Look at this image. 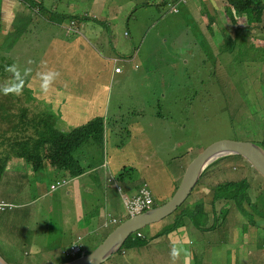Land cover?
I'll return each mask as SVG.
<instances>
[{
    "label": "rangeland",
    "instance_id": "374dc122",
    "mask_svg": "<svg viewBox=\"0 0 264 264\" xmlns=\"http://www.w3.org/2000/svg\"><path fill=\"white\" fill-rule=\"evenodd\" d=\"M44 1L47 10L37 13L36 8L32 9L25 3L29 6L28 9L21 0H0L1 15L5 2L17 3L25 10L19 11L21 6L17 8L19 12L16 13L18 20L15 30L5 39L3 34L6 28L0 21V64L4 66L0 67V107L6 106L14 113L27 104L25 99L32 92L29 91L30 85H26L27 76L43 72V76L54 80L56 74L47 66L50 58L45 52V46L54 36L67 38L71 28L66 27L65 23L70 24L72 20H61L59 13H81L90 16V19L80 23L81 33L75 36L70 34V39L76 40L80 35H85L95 47L84 54L74 53V60L82 61L65 74L62 86L77 93L94 96L101 101L105 94L102 85H107V117L112 122V131L107 132L103 144L96 143L90 147L87 140L79 149L74 150V155L81 159L83 165L92 166L89 169V191H83L85 217L80 219L77 216L78 208H68L72 214L69 224L84 227L92 223L98 228L102 220L97 212L92 211L98 210L100 205L107 201L106 194H111L115 201L119 199L116 190L109 186L107 180L102 177L103 179L98 181L94 174L103 176L106 171L107 168L101 166L96 168L105 162L106 153L109 159L112 153L117 152V148L129 140L131 142V126L137 121H140L142 130L138 133L137 129L138 134L132 140L131 146L136 148L137 154L148 155L150 159L155 160L160 165L157 170L165 177H175L176 185H179L186 165L202 149L218 140H251L264 147V49H257L254 46L255 40H251L249 35L245 38L249 48L240 46L243 51H238V37L233 36L225 27L228 15L232 24L241 23L256 34L253 28H259L264 22V0H255L254 4L246 1L242 12H238L233 5H228L226 0H177L175 3L178 11H174L173 3H170L174 0ZM29 12L31 22L20 19ZM91 16L100 21L91 19ZM210 17L213 19L212 26L208 28ZM47 18L49 21L45 20ZM78 24L79 22H76L73 29ZM87 24L92 26L90 32L84 28ZM14 43H19V46L6 50ZM114 59H117V62ZM52 61L60 63V55L53 56ZM116 67L120 68V72L116 71ZM7 76L9 81L16 80L15 90L10 92L5 91L9 88L2 86L3 83L7 84ZM55 96L50 93L44 96L48 100H43L42 104L35 105V101H32L28 105L34 106L40 112L39 119H42V116L46 118L47 114L43 109L49 106L52 108L51 103L54 102ZM97 103L99 102L95 101L92 105L89 101L72 100L68 111L54 104L57 114L63 116V134L68 133L70 126L86 123V116L93 118V115L98 113ZM77 109L81 110L84 117L80 122L72 123L70 116ZM114 113L118 116L115 117ZM10 118L11 116L7 119L0 116V133L3 135L8 133L6 127H10ZM25 130L27 134H32L34 139L41 138V134L34 135L32 125L27 126ZM10 131L11 136L16 137L15 128L12 127ZM47 151L49 157L59 154L58 144H48ZM122 153L120 150L119 154ZM241 160L246 162V158L240 155L235 158L221 157L219 165L225 171H222L220 176L238 179L235 176V168ZM217 166L210 167L204 176L212 173L219 176L220 169ZM113 173L118 175L119 171ZM129 176L135 183L130 188L131 192L137 191L136 188L146 183L141 181L138 170L137 173L131 171ZM64 177V172L58 169L51 171L44 166L39 171H32L26 179L31 191L38 196L44 186L50 189L51 183L63 180ZM205 177L206 184H198L176 211L152 225L140 228L144 239L139 236L135 238H141L147 247H124L122 252L115 253L103 264H231L228 262L230 260L232 264H264V248L255 251L256 247L245 246L248 242L256 246L257 236L264 233H257L256 226L247 229L248 233L243 236L234 234L232 238L224 231L198 235V231L186 225L182 233L188 234L195 244L188 254H180L175 259L170 255L174 249L172 245L166 240L162 245L158 242L160 236H156V233L167 226L170 228L167 236L174 234L172 239L177 240L182 237L180 229H176L174 225H179L184 220V210L193 214L195 219L199 218L201 224L207 222L206 214L212 211L210 206L196 208L200 201L206 200L210 203L212 200L213 191L208 187ZM122 179H125L126 186L130 185L129 179L124 176ZM156 183L157 187L154 189L155 185L149 180L153 195L159 199L158 190L161 193L162 186L160 182ZM169 198L159 200L158 206L163 205ZM13 207L14 203L0 200V228L5 222L1 212L12 210ZM37 208L36 211H27L23 215V222L32 227L23 243L24 254L30 251V241L36 238L40 246L42 243L55 247L61 243L68 245L72 241L80 242V232L67 230L64 224L67 218L62 216V208H54L52 211L53 208H48L44 198H40ZM120 212H124L122 204L121 207L114 205L107 209V213L119 218ZM30 217L41 219L38 227L30 223ZM107 218L110 219L109 216ZM175 220L176 223L170 227ZM241 220L247 218L242 217ZM51 221H54L55 229L45 227ZM115 228L116 225H113L108 230ZM240 231H244L242 225L238 232ZM95 238L89 236L85 239L87 248L88 243L95 248L98 244H95ZM235 243L241 244L240 247ZM195 245H202L201 251ZM40 246L35 248L40 252V256L34 260L32 257H26L23 264H56L69 258L61 253L59 256L44 258L46 254L41 251ZM70 248L69 246L67 250ZM35 249L33 248L31 253H34ZM160 251L163 253H159ZM4 256L12 264H19L10 256ZM252 256H256L257 263L253 262Z\"/></svg>",
    "mask_w": 264,
    "mask_h": 264
},
{
    "label": "crops",
    "instance_id": "0c3cea01",
    "mask_svg": "<svg viewBox=\"0 0 264 264\" xmlns=\"http://www.w3.org/2000/svg\"><path fill=\"white\" fill-rule=\"evenodd\" d=\"M19 6L21 5L17 3H9V2L4 3L2 7V22L4 23L5 28H6L4 33L7 34L9 30L13 27L15 21L18 20L16 18V15H17L16 13L19 12L20 10L22 12L25 11L22 9V6L20 7L19 11H17V8ZM45 7H46L45 10H47L46 5ZM39 13H42L41 9ZM62 15L63 14L59 13V16H62ZM21 18L29 22L32 21L31 14L29 13L27 16L21 17ZM210 19L211 20L209 22V26H212L211 21L213 19L212 18ZM45 20L49 21L48 18ZM262 20L264 21V17L262 18ZM66 24L67 23H65V25ZM87 29L90 32L92 30V26L88 25ZM259 29L263 33L259 32V35H258L257 31L255 30L256 34L252 32V36H251V40H255L254 46L257 49H259L258 44L261 42H264V39H263L264 23L262 26L259 27ZM92 47L94 48L95 44L92 43L89 40V38L86 39L80 36L78 39L72 40L70 39V34L67 36V38L60 37V36H54L51 40L47 41V44L45 46V52L50 58L49 62L47 63V66L49 70H53L55 72L56 76L54 80H51L48 77L43 76L44 75L43 72L41 73L35 72L32 74L33 78H31L28 81L31 91H32L31 94L34 96L35 99L42 100V101H35V105L42 104L44 102L43 100L47 101L48 99L44 98V96L49 95L50 93H54L56 96L54 97L55 98L54 102L51 103L53 106L50 109L52 113H57L56 112L57 109H55L54 104H56L57 106H60V108L63 107L67 111L70 110L71 108L70 101L72 100L89 101V102H92V105L94 104L95 101L99 102L97 103L99 106L98 113L94 114L93 116H96V115L106 116L109 113L108 108H107L108 105H107V98H106L107 85H102V88H103V91H105V94L103 95V98L101 101H99V99H96L94 96L77 93L73 89L65 88L62 86V84H64V81H65V74L68 71H70L76 65V63L82 61L81 59L74 60V57H73L74 53L77 52V53L84 54L90 51ZM59 51H61L62 53H59ZM57 55H60V58H61L60 63L52 61V57L57 56ZM8 83H9V80L7 84ZM32 101L34 100H31L30 102ZM26 106L29 109V116L32 118L39 119L40 112L37 109H35L34 106L28 105V103L24 105L23 107L26 108ZM49 108H44L43 110H46ZM15 113L19 114L20 112L18 110V111H15ZM114 116L117 117L118 116L117 113H114ZM83 117L84 116L81 114V110L77 109L72 112L70 119L72 123H75V122L78 123ZM85 118H86L85 121L87 122V120L91 119L92 117L86 116ZM139 122L140 121H137L133 123L131 126V131L133 132V135H132L133 139L142 130V126L140 125ZM26 127L25 128L21 127L17 131L15 129L16 136H19L17 132H20L21 135L23 136L32 135V134L26 133V130H25ZM32 127L34 129V135L37 134L35 126L32 125ZM11 128H12L11 124H10V127H6L7 132H8L6 135H3L2 133H0V136L2 134V138L0 142L3 139L12 137L11 131H10ZM137 129H139L138 133H137ZM132 140L131 142L129 140V142L123 147L117 148L116 149L117 152L112 153L109 156V159H107L106 161L108 168H110L114 172H117L123 169L125 166L131 165L136 170H138V172H140L141 181L146 180L149 183V180L151 179L152 183L155 185L154 189H156L157 187L156 182L161 183L162 192L160 193V190H158V193L160 195L158 201L159 200L164 201L166 200V198L171 197L176 189L175 177H173V179L170 178V176L165 177L164 174H161L160 171L157 170L160 165L156 163L155 160L150 159L151 157H148V155H141L139 153L138 155L136 152V148H133L131 146ZM49 144H54V143H49ZM151 146H152V143H151ZM120 150H122L123 152L122 154H119ZM147 161H150V163ZM104 165H105V162H103L101 165H99V167H96V168L98 169L100 168V166L105 168ZM44 166L48 167V169L51 171H55V169H58L61 172H64L66 176L64 178H66L68 182L58 187L56 190H51V188L49 189V187L44 186V188L38 192V196H37L34 191H31V188L29 187V183L26 179V176L29 175L32 171H35V168L31 162L28 163L23 158H13L10 161L9 166L7 167L5 173L2 175L0 179V200L14 203V207H13L14 209L1 212L3 213L2 215L4 216L3 219L5 220V222L2 223V226L0 228V254L1 255L6 254L10 256L12 259L16 260L19 264H23L25 261L24 259L26 257H32V259L34 260V258H38L40 256V252L35 249L36 247L40 246L38 244L37 238L30 241V244H29L30 251L25 252L27 256H25V254L22 251L23 243L25 239L27 238L28 233L32 230V227H30V225L23 222L24 221L23 215L27 211H36L38 209L37 205L39 203L40 198H44L46 200L48 204V208L49 209L53 208L52 211H54V208H62L61 214L62 216L64 215L67 218L66 220L64 219L65 220L64 224L67 227V230L80 232L81 233L80 236L82 237L80 241L84 245H86L85 239L90 236V233L92 237L94 238L96 237L95 244L97 243L100 244L105 239L107 234H109L112 231V230H108V228H104L101 226L96 228L94 227L92 223L84 227H81L76 224H69L70 221H72V214L68 208H78L76 212L77 216L80 219L85 217V210H84L85 203H84V198H83V191L84 190L89 191V185H90L89 170L83 172L82 174L78 176H73L69 169V166L64 160H62L61 157H59L58 153L47 158ZM152 166L154 167V170ZM185 168L183 170V174H181L180 176L181 180L184 175ZM105 175H106V171L103 173V176L101 174H94V177H96L97 180L100 181L103 178L106 179ZM153 179H155L156 182ZM180 179H179V182H180ZM39 184L42 185L41 183ZM122 193L124 194V192ZM106 196L108 197L107 199L109 201L110 207H113L114 205L121 207V204L122 205L124 204V202L122 201L121 193H119L118 195L119 199H117V201L113 199L111 194H106ZM123 207H124V212H120V214L122 217H127L125 206ZM117 209H120V208H117ZM92 212H95V211H92ZM98 217L100 218V215ZM28 220L33 226L38 227L39 220L41 219L30 217L28 218ZM62 221H63V217H62ZM62 223L63 222H61V225ZM45 227L53 228V229L56 228L54 221L49 222V224L45 225ZM72 243L73 241L71 243H68V245L66 244L64 245L68 247ZM88 244H89L88 245L89 247L93 248V246L90 243ZM33 248L35 249L34 253H31V250ZM40 248H41V251L44 254H46L44 258H48V257L52 258L55 256H59L60 253L61 254L63 253V243L55 247H51L49 243H46V244L42 243ZM172 249H173V245H172ZM87 250L89 249L86 248V251ZM159 253H163V252L160 251ZM170 255L172 256V253H170ZM179 255L180 253H178L177 256ZM252 260L253 262L257 263L256 256H252Z\"/></svg>",
    "mask_w": 264,
    "mask_h": 264
},
{
    "label": "trees",
    "instance_id": "16d2710c",
    "mask_svg": "<svg viewBox=\"0 0 264 264\" xmlns=\"http://www.w3.org/2000/svg\"><path fill=\"white\" fill-rule=\"evenodd\" d=\"M24 4L27 3L32 9H35L39 11L41 9L42 12H45L43 8L45 7V1L44 0H21ZM229 1H235L234 6L238 11L245 8L246 1L249 4H254L255 0H229ZM26 5V4H25ZM29 6L26 5V7L29 9ZM30 14V12H29ZM73 18L76 19L78 22H82L84 20L90 19V16H86V14L81 13H68L61 16V20H65L67 18ZM21 20H24L23 18H20ZM91 19L98 20L95 17L91 16ZM251 19V17H250ZM0 21H2V15L0 12ZM15 21L13 27L9 30V32L6 34H3V39H5L9 34H11L12 31L15 30L16 26ZM103 22V21H102ZM2 39V43H3ZM1 43V38H0ZM19 46L18 44L12 45L9 49L16 48ZM3 47V44H2ZM264 47V42H261L258 44V48L261 49ZM1 57V55H0ZM0 67L4 68L2 64H0ZM73 70V68L71 69ZM28 75V74H26ZM33 78L31 76H27L26 78V85L29 84L28 81ZM7 79L9 80L8 76ZM15 79L12 81H9V84L3 83L2 86L9 88L8 92L15 90ZM29 91H31V88L29 87ZM31 100L34 101H42L35 99L32 94H28V97H26L25 102L29 103ZM47 114V117L44 118L42 116V119L38 118H32L29 116V109L21 107L19 108V114H16L15 112L12 113L9 109L6 108V106L0 107V116L3 118H10V124L11 127L14 126L16 131L23 127L25 128L28 125H34L37 134H41V138L34 139L33 135H21L20 132H17L19 136L16 137H9L6 139H3L0 142V178L5 173L7 167L9 166L10 161L13 158H23L28 163H32L35 171H39L44 167L45 161L47 158H49L48 151H47V144L49 143H57L59 148V157L64 160L67 165L69 166V169L73 176H78L82 174L83 172L89 170L92 165H83L81 159H78L74 155V150L79 149L87 140L89 142L90 147L95 145L96 143L103 144L106 141V135L107 132L112 131V122L109 121V117L106 116H94L86 123L79 125V126H70V130H68V133L66 135L63 134V128L65 129V125L61 126L62 119L61 116L57 113H52L49 109L44 110ZM16 114V115H15ZM43 126H42V125ZM124 144V143H122ZM123 147V146H122ZM228 157V156H226ZM232 158H235V156H229ZM225 158V157H224ZM221 162V158L215 162L213 165H218L220 169L219 176L216 174H211L209 176H204L206 172H204L197 184L204 185L206 184V181L204 177L207 179L208 187L212 188L211 191H213L212 200L210 203L206 202V200H202L199 202V205L197 204L196 208H203V205H209L210 210L207 212L206 216L208 220L210 219V223H208V220L205 224H201L199 222V218L195 219L194 215L191 214L188 210H184L182 212V215L184 217V220L181 222V224L177 225L176 220L174 223L170 224V227L174 225V227L180 228L182 226H191L196 231L199 232L198 235H210L215 234L218 231H224L226 233H229L231 237L233 238L234 234L237 235H244L245 233H248V230L250 227H257V233L264 232V177L260 173L257 172V170L251 165V163L246 160L239 161L237 164V169L235 176L238 179H229L227 177H221L220 174L222 171H225L219 163ZM103 163V162H102ZM102 163L97 165H101ZM106 169V175L105 178L107 182L109 183V186L116 190L117 194L122 192H128L132 194L131 192V186L135 183L132 182V179L130 178L129 174L132 171L133 173L137 170L129 165L125 166L123 169H121L118 173V175L114 174L113 171L108 166L105 167ZM214 172V171H213ZM122 176L129 179V186H126L125 179H122ZM140 187L136 188L137 191ZM215 190V191H214ZM157 202V199H156ZM159 203V202H158ZM170 215V214H169ZM187 217V219H185ZM242 217H246L247 220H241ZM234 219V220H233ZM190 222V223H188ZM192 223V224H191ZM241 225L242 229L241 230ZM170 230L169 226L165 227L162 231L159 233H156V236L159 237V243L161 245L166 240L168 244H172L173 248L180 254H188L192 246H194V242L188 237V234L184 237L177 239H172L174 234L167 236L168 231ZM238 230V231H235ZM247 230V231H246ZM182 231L180 230V233L182 235ZM202 232H208L207 234H202ZM137 233H141V230H139ZM134 234H132L133 236ZM143 235V234H142ZM141 237V236H140ZM144 239L143 237H141ZM141 238H134L140 243H143L144 241ZM202 240V239H201ZM257 244L256 246L253 245V243H249L245 246H253L256 247V250L261 251L264 248V233H262L259 236H257ZM155 242V243H158ZM133 244L130 242H126L123 246L124 247H131ZM177 245V246H175ZM240 247L241 244H236ZM202 245H195L200 251H201ZM245 250H248L247 247H244ZM253 253V252H252ZM193 257V255L191 254ZM232 264V261H228ZM255 263V262H254Z\"/></svg>",
    "mask_w": 264,
    "mask_h": 264
},
{
    "label": "water",
    "instance_id": "95a60500",
    "mask_svg": "<svg viewBox=\"0 0 264 264\" xmlns=\"http://www.w3.org/2000/svg\"><path fill=\"white\" fill-rule=\"evenodd\" d=\"M231 154L241 155L264 177V148L253 141L240 139L218 140L198 153L189 163L172 198L163 205L132 216L117 226L93 251L82 258L59 264H101L117 251L125 238L136 230L160 221L181 205L197 184L203 171L216 159ZM0 264H11L0 254Z\"/></svg>",
    "mask_w": 264,
    "mask_h": 264
},
{
    "label": "clouds",
    "instance_id": "9594fccd",
    "mask_svg": "<svg viewBox=\"0 0 264 264\" xmlns=\"http://www.w3.org/2000/svg\"><path fill=\"white\" fill-rule=\"evenodd\" d=\"M167 1H169V0H167ZM177 0H174L173 2L171 1L170 3H173V9H174V11H178V8L176 7V2ZM235 2V1H234ZM234 2L233 1H229V0H226V3L228 4V5H233L234 6ZM235 7V6H234ZM44 9V11H46L45 9L46 8H43ZM245 8H243V9H241L240 8V10H244ZM40 11V10H39ZM39 11H37V13H39ZM238 11V10H237ZM241 11V12H242ZM238 12H240V11H238ZM64 15V14H63ZM216 16V15H215ZM70 18V17H69ZM210 18H212V17H210ZM68 19V18H67ZM66 20V19H65ZM226 24H225V27H226V29L227 30H229L232 34H233V36H237L238 37V41H237V46H238V44H239V49H238V51H243V50H241V48H240V46H243V47H245V48H249L247 45H246V41H245V38H246V36H252V31H251V29H248L246 26H244V25H242L241 23H238V25H234V24H232L231 23V21H230V16H228V15H226ZM76 22H78L76 19H73L72 18V20H71V22H70V24H68V22H67V24L65 25L66 27H69V28H71V33L70 34H74V36L75 35H77V34H80L81 33V31H80V27H79V25H80V23L81 22H79V24H78V26L75 28V29H73V25L76 23ZM264 23V22H263ZM88 25H90V24H87V25H85L84 26V28H85V30L86 31H88V29H87V26ZM263 25V24H262ZM262 25H260V26H262ZM259 26V27H260ZM208 28H209V24H208ZM253 30H256L257 31V33H261L262 31L259 29V28H253ZM263 33V32H262ZM81 37H83V38H86L87 39V37L85 36V35H80ZM263 39H264V37H263ZM236 48H234V50H235ZM264 49V47L263 48H261V50H263ZM233 57V56H232ZM114 61L115 62H117V59H114ZM116 71L117 72H120V68L119 67H117L116 68ZM5 91L7 92L8 91V89H5ZM62 118V117H61ZM90 120V119H89ZM88 120V121H89ZM246 141H251V140H246ZM253 142H255V141H253ZM128 143V142H127ZM127 143H125L124 145H126ZM256 143V142H255ZM258 144V143H257ZM123 145V146H124ZM264 148V147H263ZM228 157L229 156H237L236 154H231V155H227ZM241 156V155H240ZM224 157H226V156H222V158H224ZM221 158V157H220ZM220 158H218V159H216L214 162H212L204 171H203V173L204 172H206L210 167H212V166H216V165H213L215 162H217ZM245 158V157H244ZM107 159H108V153H106L105 154V167H107ZM192 161V160H191ZM189 165V164H188ZM188 165H186V167L188 166ZM185 170H186V168H185ZM185 172V171H184ZM202 173V174H203ZM183 174V173H182ZM202 174H201V176H202ZM201 176H200V178H201ZM183 178V177H182ZM200 178H199V180H200ZM1 179V178H0ZM199 180H198V182H199ZM146 181V180H145ZM68 181H67V179L66 178H63V180H61V179H59L56 183H52L51 185H50V188H51V190H56L58 187H60V186H62V185H64V184H66ZM197 182V183H198ZM180 183H181V181H180ZM180 183H179V185H180ZM145 184H149L147 181H146V183ZM53 185L55 186V187H53ZM179 185H176V189H175V192H176V190H177V188H178V186ZM143 186V185H142ZM142 186H140V188L138 189V191H135V192H133L132 194H129L128 192L126 193V192H124V194L123 193H121V196H122V201H123V195H129V196H132V195H135L136 193H138L139 192V190L141 189V187ZM196 186H198V184H196L195 185V187ZM195 187L193 188V190L195 189ZM151 188V187H150ZM192 190V191H193ZM192 191H191V193H192ZM174 192V193H175ZM173 193V194H174ZM190 193V194H191ZM189 194V195H190ZM188 195V196H189ZM173 196V195H172ZM172 196L166 201V202H168L171 198H172ZM153 198H154V201H153V204L149 207V208H147V209H145L143 212H141V213H144V212H146L147 210H150L151 208H155V207H157L158 205H159V203H158V199H157V202H156V197L153 195ZM188 198V197H187ZM186 198V199H187ZM165 202V203H166ZM185 202V201H184ZM183 202V203H184ZM164 203V204H165ZM182 203V204H183ZM181 204V205H182ZM181 205H179V206H181ZM123 206H124V204H123ZM178 206V207H179ZM178 207L176 208V209H174L172 212H174V211H176L177 209H178ZM110 208V205H109V201H108V199H107V201L105 202V203H103L102 205H100V207H99V209L98 210H96L95 212H97L98 213V216L100 215V219L102 220V224H101V227H104V228H109L110 226H113V225H116V227L117 226H119L121 223H123V222H125L126 220H128L129 218H131L132 216H136V215H140L141 213H139V214H127V217H122L121 216V214H120V218L119 217H117V216H115V215H111L110 213H107V209H109ZM171 212V213H172ZM170 213V214H171ZM110 217V219H108L107 217ZM124 218V219H123ZM122 219V220H121ZM156 222H158V221H156ZM156 222H152V223H150V224H153V223H156ZM150 224H147V225H150ZM146 225V226H147ZM184 228H186V226H182V227H180V228H178V229H180V230H183ZM114 229H112V231H113ZM140 229H138V230H136L135 232H133V233H131L128 237H126L125 238V240H124V242L122 243V245L120 246V248L117 250V251H115L107 260H105L104 262H102L101 264H103V263H105V262H107L109 259H111L114 255H115V253H117V252H122L123 251V246H124V244L126 243V242H130L131 244H133L131 247H143V246H148L147 244H146V242H143V243H140V242H138L137 240H135L134 238H135V236H141V237H143V235L141 234V233H137L138 231H139ZM111 231V232H112ZM110 232V233H111ZM109 233V234H110ZM109 234H107V236L109 235ZM132 234H134L133 236H132ZM187 234H184V233H182V237H184V236H186ZM90 236H91V233H90ZM106 236V237H107ZM105 237V238H106ZM176 237V236H175ZM178 238V237H177ZM82 239V237L81 236H79V240H81ZM105 240V239H104ZM103 240V241H104ZM102 241V242H103ZM101 242V243H102ZM100 243V244H101ZM99 245V244H98ZM98 245H96L95 246V248L98 246ZM71 247L69 250H67V248L68 247ZM68 247L66 246V245H64L63 244V253L62 254H65L66 256H69V258L66 260V261H73V260H78V259H80V258H82L84 255H86V254H88V253H90L91 251H93L95 248H93V249H91V247H89L88 249L90 250H87L86 251V248H87V246L86 245H84L81 241L80 242H77V241H75V242H73L72 244H70ZM81 254V255H80ZM177 255H178V253H177V251L175 250V249H173V252H172V256H173V259H175L176 257H177ZM3 257H4V255H2ZM4 259H6L5 257H4ZM9 263H11L8 259H6ZM66 261H62V262H66ZM62 262H59V263H62ZM59 263H56V264H59ZM12 264V263H11Z\"/></svg>",
    "mask_w": 264,
    "mask_h": 264
},
{
    "label": "built area",
    "instance_id": "2783aa9c",
    "mask_svg": "<svg viewBox=\"0 0 264 264\" xmlns=\"http://www.w3.org/2000/svg\"><path fill=\"white\" fill-rule=\"evenodd\" d=\"M53 187H55L53 185ZM153 192L149 184H144L135 195H123V202L127 214H139L153 204Z\"/></svg>",
    "mask_w": 264,
    "mask_h": 264
}]
</instances>
